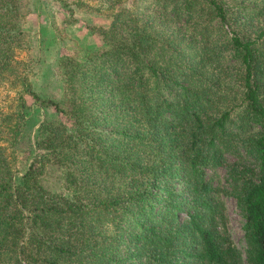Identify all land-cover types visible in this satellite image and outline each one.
<instances>
[{
    "label": "trees",
    "instance_id": "trees-1",
    "mask_svg": "<svg viewBox=\"0 0 264 264\" xmlns=\"http://www.w3.org/2000/svg\"><path fill=\"white\" fill-rule=\"evenodd\" d=\"M58 1L109 22L57 55L62 91L44 96L17 57L20 0H0L17 93L0 107V264H240L204 173L229 155L264 264V0Z\"/></svg>",
    "mask_w": 264,
    "mask_h": 264
},
{
    "label": "rangeland",
    "instance_id": "rangeland-1",
    "mask_svg": "<svg viewBox=\"0 0 264 264\" xmlns=\"http://www.w3.org/2000/svg\"><path fill=\"white\" fill-rule=\"evenodd\" d=\"M22 17L20 28L26 33L25 45L17 53L22 65L31 69L30 77L35 88L44 96H60L62 86L57 78V55L74 53L77 49H94L101 45L99 34L94 31V24H108L104 15L75 11L70 19L68 11L60 7L58 0H20ZM16 89L8 84L0 86V107L4 108L16 96ZM35 109L29 120L34 124L39 116ZM46 111L52 114L51 109ZM30 125V124H29ZM31 127L28 126L27 129ZM236 158L228 156L224 164L206 167L205 175L217 186L218 198L222 202L225 226L231 241L239 250L240 264H250L247 255L248 244L243 229L244 217L236 204L235 198L228 193L230 164Z\"/></svg>",
    "mask_w": 264,
    "mask_h": 264
}]
</instances>
